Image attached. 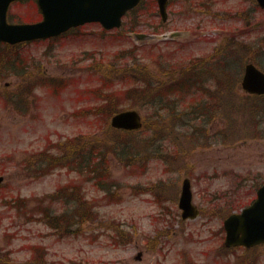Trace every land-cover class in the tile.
Returning <instances> with one entry per match:
<instances>
[{
  "label": "rangeland",
  "instance_id": "obj_1",
  "mask_svg": "<svg viewBox=\"0 0 264 264\" xmlns=\"http://www.w3.org/2000/svg\"><path fill=\"white\" fill-rule=\"evenodd\" d=\"M150 1L146 0V4ZM210 5L169 11L170 20L163 28L158 25L159 18L155 15L151 18L158 13L156 7L142 5L139 11L124 18L120 30L105 33L100 25L91 24L55 41L27 43L9 50L12 57L18 58L13 61L16 64L13 72L0 65V174L5 177L0 187L3 261L8 264H39L41 260L44 264H264V249L250 254L249 259L241 255V249L226 250L222 229L223 207L232 204L235 212L246 207L264 180V100L250 102L240 89L245 61L256 57L255 65L264 71V11L254 10L252 0H211ZM34 11L29 3L13 4L8 14L14 21L18 16H32ZM245 18L251 24L249 27L243 25ZM145 25L158 31L157 41L135 42L128 35L130 26L138 33L151 34ZM176 29L184 35L178 40L163 41V33ZM229 39L233 44L250 46L247 49L253 48L256 54L250 52L244 56L246 50L239 49L237 56L229 53L232 58L229 64L227 55L220 57L219 65L214 62L213 77L209 70L203 74L204 79H209L207 85L211 90L222 86L216 99L220 115L206 125V130L190 122L184 126L182 118L169 123L174 128L172 134L168 131L163 136L158 131L138 134L141 145L152 136L157 139L151 145L155 154L148 159L147 153L139 157L144 160V169L129 166L131 160L119 161L112 156L108 192L113 196L108 197V192L84 183V197L97 214L94 222L88 221L76 227L75 233L61 236L40 221V204L53 215L70 212V207L61 200L49 205L48 199L63 186L82 182L75 172L66 169H54L40 179L27 176L26 160L66 138L93 137L94 133L102 139L108 136V124L102 127L104 121L83 115L84 109L94 102L87 91L99 84L91 62L103 60L105 67L117 54L125 53L121 55L124 65L133 61L145 64L153 77L165 81L170 78V71L174 72L172 67L182 68L192 60L207 58ZM218 68L228 70L218 77ZM49 78L65 81L66 88H59L58 94L47 88L37 89L23 112L11 101L4 102V98L26 87L20 86L23 80L34 84ZM192 95L185 97L186 103L181 95L174 96L176 103L180 100L181 110ZM131 109H137L143 118L152 117L147 106ZM186 177L191 180L193 203L201 210L193 221L180 220L181 212L177 208L180 186ZM18 200L19 206H15ZM34 247H38L34 249L36 257ZM138 253L142 254L140 260Z\"/></svg>",
  "mask_w": 264,
  "mask_h": 264
},
{
  "label": "trees",
  "instance_id": "obj_2",
  "mask_svg": "<svg viewBox=\"0 0 264 264\" xmlns=\"http://www.w3.org/2000/svg\"><path fill=\"white\" fill-rule=\"evenodd\" d=\"M5 47L3 50L0 49V65L3 68H7L8 71L13 72L16 65L13 61L17 60L18 56L14 55L12 57L9 52V50H13L15 47ZM232 48L234 51H231L230 55L234 53V56L238 55L239 48H241L242 52L245 50L247 53L250 52L247 49L249 47L244 44L240 45L239 48ZM117 55V58L108 61V65L105 67L102 63L103 60L90 63L93 73L98 76L99 84L87 91L93 97L94 102L91 103V108L86 109L85 115L96 117L102 122L104 121L102 125L104 127L112 115L126 105L147 106L151 110L152 118L146 121L144 129L136 133H124L108 129L106 139L99 138L96 133H94L93 137L78 135L72 137V139L66 138L55 146H52L54 149L51 150L55 152L52 153L49 149L40 150V152L30 155V158L25 162L27 176L31 174L35 178L40 179L42 176L50 174L56 168H64L68 172L77 173L82 182L81 184L66 186L55 193L51 199L49 198V205L57 200H61L66 207H70V212L65 210L64 213H54L53 215L49 212L48 207L40 204L38 208L42 221L52 230H56L57 234L61 236L75 233L76 227H80L88 221L94 222L97 219V214H94L91 203L84 197L82 188L84 183H89L102 192L106 193L109 191L111 184L110 157L113 156L119 159V161L131 160L128 163L129 166L144 169L142 166L144 160L141 161L139 157L142 153H147V159L148 156L154 155L155 151L151 149V145L157 139L156 136H152V138L149 136L148 138L150 139L141 145L140 139L137 137L139 133L150 134V131H158L159 135L163 136V133L168 131L169 134H172L174 128L169 123L174 120L177 121L183 118V123L186 120L188 122L192 120L194 123L198 121L202 124L201 118L210 116L209 106L204 101L211 96V92H201L198 90V85L204 84L203 80L198 79L197 76L200 71L196 75H194V72L187 70L179 74L176 71L177 69L172 67V71L174 72L170 71V78L163 81L158 77H153L147 65H140L136 61H133L131 65H124L121 62V55H124V53ZM42 80L34 84L23 80L24 84L20 86L26 87L21 88L16 95L4 98V102L11 101L16 108L22 111L29 103L34 87H51L56 92L59 88H63L61 85L57 86L50 80L41 82ZM194 89L197 92L193 91ZM177 94L182 96V101L184 99L185 103V97L190 94L194 95H192V102L190 101L187 107H184V110H181L182 105L178 106L181 103L180 100L179 103H176L174 96ZM219 96L220 93H216L214 97L211 96L210 98L218 99ZM193 102L195 104L191 105ZM111 135L115 136L111 137ZM114 138L116 139L114 140ZM126 166L127 164L124 165V167ZM106 194L108 197L113 196L110 192ZM14 205L19 206V200ZM34 249L36 250L38 247L32 249L35 253ZM35 255L36 253L34 257H36ZM39 264L44 263L41 260Z\"/></svg>",
  "mask_w": 264,
  "mask_h": 264
},
{
  "label": "water",
  "instance_id": "obj_3",
  "mask_svg": "<svg viewBox=\"0 0 264 264\" xmlns=\"http://www.w3.org/2000/svg\"><path fill=\"white\" fill-rule=\"evenodd\" d=\"M14 0H0V42L10 45L24 41H35L56 37L70 27L88 22H100L109 30L119 28L121 17L140 0H37L43 20L34 24L9 25L6 12ZM161 0H159L160 2ZM264 9V0H255ZM162 9L164 8L160 3ZM162 16L165 11L160 12ZM242 79V89L249 94H264V73L252 64L246 65ZM141 116L137 111H124L113 115L110 126L120 130L136 131L142 128ZM0 176V184L3 182ZM179 201L183 210L181 218L193 219L198 210L192 206L189 180H184ZM264 193V188L261 190ZM226 231L225 247L252 246L264 243V198L257 201L241 214L231 215L224 222Z\"/></svg>",
  "mask_w": 264,
  "mask_h": 264
},
{
  "label": "flooded vegetation",
  "instance_id": "obj_4",
  "mask_svg": "<svg viewBox=\"0 0 264 264\" xmlns=\"http://www.w3.org/2000/svg\"><path fill=\"white\" fill-rule=\"evenodd\" d=\"M194 0H161V2L165 3V11H167V14H166V19L163 20L162 18H160L159 14L156 13V14H152L151 15V18L153 17V15H155L158 19V21L160 22V28H163L170 20V13L169 11H173V10H184V9H194V8H205V7H211L210 5V2L211 0H199L197 3H193ZM27 2L33 6V0H27ZM195 4V6L193 5ZM142 5H145V6H150L153 5L156 7V12H159V7H158V1L157 0H151L150 1V4L147 5L146 4V0H141L140 4L138 6H136L134 9L130 10V12H128L127 14L125 15H130V14H134V12L136 11H139L141 9V6ZM176 6V7H173ZM146 21V19H144ZM148 23H150L149 21H147ZM141 23V22H140ZM153 25V23H151ZM85 27V26H83ZM133 27V26H132ZM82 28V27H80ZM80 28H77V29H74V30H70L68 33H73L74 31H77L78 29ZM145 29L149 30V31H152L151 33H155L156 30L154 29H150L149 27H147V25H145ZM105 33H110V32H113V31H110V32H106V31H103ZM177 37H179V35L177 34ZM146 40H151L150 38H145ZM213 54V53H212ZM209 61L206 63V64H203L202 65V69H200V66L199 64H197L196 66H193L192 69L194 70L195 72V75L197 74L198 71L202 70L204 73L206 70H209L210 73H214L215 69H214V57L213 55H210L209 57ZM207 66L208 68L205 69L204 67ZM189 70V69H188ZM184 67H183V70L182 72H184ZM198 90L201 91V92H211V96L214 97V95L217 93L218 89L216 87L215 90H211L210 87L208 88V85L207 84H201V85H198ZM193 91L197 92L196 89H194ZM213 91V92H212ZM215 91V92H214ZM209 96V97H211ZM207 106H214L216 104V101L215 100H209L207 102H205ZM204 103V104H205ZM264 186V180L261 182V186L259 185L256 189V191L260 188ZM256 188V187H255ZM255 199H256V194H255ZM264 249V245H259L257 247H252V248H248V250L244 249L245 252H246V256L248 258L250 254H254L255 252H259V251H262ZM3 255L0 257V264H8L7 261H3ZM251 258H255L254 256L251 257Z\"/></svg>",
  "mask_w": 264,
  "mask_h": 264
}]
</instances>
